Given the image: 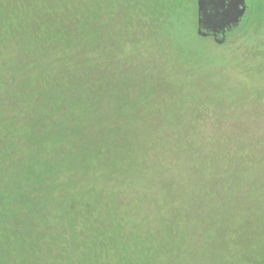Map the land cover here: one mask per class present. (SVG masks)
Segmentation results:
<instances>
[{
  "label": "rangeland",
  "instance_id": "374dc122",
  "mask_svg": "<svg viewBox=\"0 0 264 264\" xmlns=\"http://www.w3.org/2000/svg\"><path fill=\"white\" fill-rule=\"evenodd\" d=\"M92 1L87 13L94 14L92 21L96 30L91 34L97 38L95 42L101 43V29L118 27L125 34L117 44L119 47H101L94 52V47L87 49L80 40H72L76 32L85 40L89 35L83 36V31L76 30L75 21L70 20L72 6L69 3L63 9V21L66 19L63 23L69 37L61 40L69 39L71 44L65 43L68 48L66 45L60 47L62 44L57 43L60 41H53L52 33L47 39L43 36V22L38 25L39 29L26 25L21 19L12 26L14 32L6 36L9 41L2 43L8 58L0 59V116L3 115L0 120L4 119L0 127L5 125L9 115L13 116V128H22L28 134L26 130L32 125L30 115L35 112L33 119L37 120L38 130L34 135L43 141L39 144V154L36 143L31 145L15 137L22 136L21 131L3 138L6 140L4 146L10 145L12 151L16 146L22 150L20 153L17 150L14 159H19L18 154L25 158L24 166L17 160L14 167H8L20 187L25 186L26 190V184H35L38 177L49 175L50 181L42 185L38 195L42 202L48 203L41 214L50 210L52 219H39L38 232L42 236L46 232L51 238L61 234L66 248H73L69 239L75 230L72 231L67 221H61L59 216L74 210L66 218L70 224L90 222V229L84 228L91 234L90 237L87 234L88 238L95 236L96 245L101 243L103 232L111 231L110 221L120 222L129 211L131 219L127 225L131 226L119 231L116 240L121 245L128 244L135 235L141 238L146 234L156 235L164 228L162 221L168 214L165 210L171 205L176 209L184 198L176 197L175 202L171 186L185 187L186 184L194 188L204 184L211 197L216 196L221 187L223 189L218 200L214 197L205 204L219 206L220 202L225 203L224 196L228 194L233 195L234 200H239L241 193L243 200L254 197L243 207L249 216L254 213V221L249 223L253 228L240 224L242 231L232 230L225 220L241 210L232 209L226 202L229 209H222L224 220H213L211 224L208 215L200 219L207 226L202 236L195 227L199 214L194 209L192 216L196 217L193 219L183 220L189 217L184 212L178 217L182 221V237L176 234L175 240L166 245L161 243L160 237L154 236L156 242L151 247L167 250L164 254L160 251L161 257L168 256L167 264H249L245 258L237 263V255L225 257L232 248H222L226 243L216 236L224 230L229 239L236 241L241 237L246 246L238 248L236 253L248 249L252 252L247 256L253 258L252 253L260 249L258 237L262 236L264 227V211H259L263 206L255 198L264 191L261 186L264 176L252 171L251 179L222 181V178L221 183L217 176L219 169L212 165L208 169L209 180H206V176L197 171L203 165L193 163V159L203 160L217 152L227 155L235 139L264 138V0H245L241 22L225 33L221 45L212 37L197 35L196 0ZM9 10L4 7L5 12ZM110 11H116L117 16H107ZM93 65L97 66L96 71L92 70ZM86 66L90 70L81 72ZM90 76L102 79L106 85L94 93L92 89L79 87L89 84ZM15 98L19 101L17 105ZM104 113L112 114L105 119L107 122L101 132L98 125ZM111 116L112 121L107 120ZM125 145L137 149L139 156L143 154L145 167H140L144 169L132 171L133 165H124L127 159L121 168ZM46 153L50 157L44 160H53L52 155L54 162L43 169L41 158ZM3 166L7 168L8 164ZM129 171L136 173L135 179L141 177L136 182L143 185L135 190H131L130 179L127 180L126 172ZM162 178H168L170 183L164 182L159 192L152 189ZM130 196L143 198L134 203V207L142 206L136 212L128 200ZM168 201L170 205L166 204ZM111 205L118 208L117 215L122 216H109L108 206ZM221 206L224 208L223 204ZM204 207L203 213L216 205ZM100 222L106 224L104 229ZM9 224L0 217V248H6V240L8 245L14 244L13 237H6L8 230L5 228ZM76 240L74 238L73 243ZM32 246L30 243L26 248H18L21 254L16 248H9L14 251L8 253L10 256L24 255L31 264H36L37 259L42 260L43 252H35L36 247ZM167 248L176 249L170 253ZM177 248L184 253L180 255ZM92 250L99 252V248ZM110 251L113 253L112 249ZM256 257L260 260L259 253ZM143 258L149 262L148 251Z\"/></svg>",
  "mask_w": 264,
  "mask_h": 264
},
{
  "label": "trees",
  "instance_id": "16d2710c",
  "mask_svg": "<svg viewBox=\"0 0 264 264\" xmlns=\"http://www.w3.org/2000/svg\"><path fill=\"white\" fill-rule=\"evenodd\" d=\"M72 6V9L70 10V20L76 25V30H79V32L83 31V36L84 34L89 35V39L85 40L84 38L81 39L78 36V33L76 32L75 35L72 36L73 39H78L80 40L79 43L82 44L83 47H86L87 49L89 46L93 48L92 50L100 49L101 47L105 49H112L119 47L117 44L120 43V40L123 39L124 35L122 33V29L118 28L117 29H112V28H104L101 29V43L98 44L95 42L97 39L94 37L91 33H94L96 30V27H94L92 19H94V14L90 13L88 14L87 11H90V6L93 4V1L91 0L90 2L86 0H0V59H6L8 58V54L5 52V45H2V43L9 41L6 36L13 33L14 31L12 27L17 20L21 19L22 22H25L26 25H35V27L39 28L38 25H40L43 22V36L47 39L49 38V35L52 33V40L53 41H60L57 43L62 44L60 47L65 46L67 42H69V39H64V36L69 37V31L66 29V26L63 22V9L67 8L65 7L66 4ZM91 3V4H90ZM53 4L54 7H53ZM77 6V7H74ZM4 7H9L10 10L5 12ZM6 13V14H5ZM107 16H117L116 11H110L107 12ZM16 17V18H15ZM85 17L87 19H85ZM96 17V16H95ZM15 19V20H14ZM90 21V22H89ZM16 25V24H15ZM41 29V28H39ZM110 30V32H109ZM67 37V38H68ZM202 38V37H201ZM71 44V42L67 43ZM116 44V45H115ZM68 48V46L66 45ZM56 54L58 53L57 51H54ZM72 60V59H71ZM87 66L84 67L81 72H88L87 71ZM97 66L93 65L92 70L96 71ZM90 70V68H88ZM90 83L85 85H79V87H84L86 90H91L92 93H94L97 90H100L101 87L106 85L102 79H95V77H89ZM103 83H101V82ZM100 85L98 86V84ZM78 87L77 85H75ZM98 87V88H97ZM109 87V86H108ZM19 90V89H18ZM23 90V89H21ZM17 93V91H15ZM30 96V95H28ZM101 99L98 97V100ZM87 101V100H86ZM120 101H122V97L120 98ZM16 105L18 102L15 101ZM3 114V113H1ZM35 112L33 113V115ZM104 113L102 116L101 123L98 125V131H101V127L105 125L107 121L105 119L111 115L112 113ZM33 115L31 114L30 119L32 121V125L28 128L27 133L22 131V128L17 129L13 128L15 126L12 122L13 116H7V121H5V125H2L0 127V167L4 168V172L1 171L0 169V217H2L4 220H7L8 224L11 222L5 229L8 230L6 231V234L8 238L13 237L14 239V244L8 245L7 243L9 242L6 240V248H0L2 250L0 252V264H31L30 260L26 258L24 255L21 256H10L8 253L9 251H14L10 250L9 248H16V252H19V254L22 253V251H18V248L24 247L26 248L27 245L30 243L36 247L35 252L40 254V251L42 250L43 254L41 253L42 260H38L36 264H167L166 261L168 259V256H162L160 251L163 253L165 250L164 248H152L151 245H153L156 240L154 239V236L157 238L160 237L162 240V244H170V241L175 240V235L178 234L179 236H183V233L181 232V219L178 218L180 217V213L184 212L186 213L189 217L183 219V220H189L193 219L192 216L195 215V211L198 212V220H195V227L197 231H200V235L204 233L205 229L207 226H204V224L201 223L200 219H203L204 216L208 215L210 218V223L212 224L214 221L213 220H224V216H222L223 210L222 209H229V206L227 203H230V206L232 209H239L241 212L237 215L236 212L230 216V218H226L225 223L229 225L232 230H238V232L242 231V227L240 224H242L245 228H247L250 224V222L254 221V213L252 215H248L243 209V207H247L245 203L248 201L251 202V200L254 198H250V200H243V195H239V200H234L233 195L228 194L227 196H224V201L225 203L220 202V205L218 206L217 204H205L204 202L209 199H215L214 197L217 198V196L220 195L221 190L223 191L222 187L221 189L215 193H217L216 196L211 197L210 192L207 190L205 191V185L204 184H198L199 186L192 188V185H186L185 187H179V186H171V193L174 197V201H177V198L184 197L180 202L177 204V208L173 207L172 205L170 208L166 209L165 212H168V214H165V219L162 221L163 229H160L158 231L159 234L156 235H151L148 234L144 235L143 238H141L139 235H135L131 237L129 240V243H124V245H121L122 243H117V239L119 238L118 235H120L119 231H124L127 226V221L130 218V213H126V215L122 216V214L117 215L119 211L118 208H115L114 205L108 206V211L110 212L109 216H122L120 219V222L114 223L110 221V229L111 231H106L103 232L104 234L101 236L99 239L101 241L100 244L95 245L96 238L95 236H92L91 238L87 237V234H89L88 230L90 229L91 225L90 222L87 224L86 221L84 220V224L80 223L79 221L76 223H71L67 216L73 213V211H67L66 214H62L59 216V219L63 222H66L69 226L72 227V231L75 230L74 236L71 235L69 239L70 244L72 245L73 248H66L65 243L63 240H61V237L63 235L61 234H56L54 237L51 238L48 237V234L45 232L43 233V236L40 235L38 232V223L39 219L41 220H46L47 218L52 219V214L50 215V210H47V213L41 214L43 208H48V203L42 202L39 198L40 196L38 193L40 192V189L42 188V185L46 183V181L49 180V175H42V177H38L37 180L35 181V184H26L27 189L24 190L23 188L25 187H20L18 181L13 180V178L17 179L15 174L10 173L8 167L10 166H15V162L18 160L20 161V165L22 163H25V158L23 156L18 154L19 159H14V157L17 155V150H19V153L22 151L19 149L18 146H16L13 151L12 147L10 145L4 146L6 143V140L3 139L5 136H8V134L13 135V132H20L22 133L21 135H15L17 136L18 139H24L27 143L31 145H36V151L37 153L40 154L41 147L39 144L42 142L40 139H36V136L34 135L35 131L38 130L37 127V120L33 119ZM3 116V115H1ZM0 116V118H1ZM107 120L112 121V116L109 117ZM4 119L0 120V124H2ZM26 126V125H25ZM10 127V128H9ZM7 131L5 134L4 129ZM103 128V127H102ZM109 127H106V130ZM40 130V129H39ZM104 130V128L102 129ZM103 133V136L105 135V132ZM102 132V131H101ZM25 134V135H24ZM24 135V136H23ZM44 138V137H43ZM10 141V139H9ZM33 147V146H32ZM21 150V151H20ZM12 153H8V152ZM123 151L126 153V155L123 157L122 162H121V168L123 167V162L125 159H127V163L124 164L125 166L127 165H133L134 168H132V171H138L141 168L145 167V162L142 160L143 159V154L138 155L139 151L137 149H133L132 146H124ZM135 154H137L135 156ZM145 154L148 155V150L145 151ZM225 155L223 152H217L213 157H207L206 159L200 160V159H193V163H200L203 165L202 167L197 170L200 174H204L206 176L204 179L209 180V174L210 171L208 170L211 168L212 165H215L218 167V174L217 176H220L219 180L222 179H227V181H233L235 180H244L245 178H252L250 174L252 171L254 173H259L262 176H264V138L262 139H235L233 140V144L230 145L228 151H226ZM13 156V157H12ZM12 157V158H11ZM45 157H50L49 153H46L42 160V163L45 165V167H42L43 169L46 168V166H49L50 162H54V157L51 155L53 160L46 159L44 160ZM157 156H153L155 159ZM212 160V162L210 161ZM61 162V160L59 161ZM3 165H7V168L4 167ZM36 163V162H35ZM34 163V164H35ZM33 164V167H34ZM30 166L29 164H27ZM195 165V164H194ZM31 167V166H30ZM41 167V166H40ZM206 168V169H203ZM243 169H245L243 171ZM49 171V167L48 170ZM131 172H126L127 175V180L131 183V190L136 189L138 185H143L136 180H139L141 177L138 179H135V174H130ZM131 175V176H130ZM45 177V178H44ZM259 178V177H258ZM261 179V178H259ZM159 183H154V186L152 189H156V191L159 192V188L164 182L170 183V180L167 178H162L159 179ZM220 180V182L222 183ZM239 184V183H237ZM255 184V183H253ZM31 185V186H30ZM33 185V186H32ZM174 185V184H173ZM194 185V184H193ZM203 185V186H201ZM264 186V182H262V185ZM168 187V185H167ZM220 188V187H216ZM42 190V189H41ZM249 190V189H248ZM38 191V192H37ZM133 192V191H132ZM41 193V192H40ZM142 195V194H139ZM158 195V194H155ZM215 195V194H214ZM37 197V199H36ZM177 197V198H176ZM259 201L260 204H262L263 208L259 211H264V191L259 192L256 197ZM228 199V200H227ZM129 202L132 204L134 211L138 210L142 206L139 204L138 206L134 207V203H138L140 201H143V198L138 197L134 198L130 196L128 198ZM218 200V198H217ZM41 201V202H40ZM41 204V205H40ZM147 204L152 207V204L150 201H147ZM167 205H170V201L166 202ZM182 204L184 206H182ZM224 205V208L221 205ZM250 204V203H249ZM189 205H192L193 207L190 209ZM207 206L208 208H211L216 205V208H214L211 211L206 210L205 213H203V208ZM226 206V207H225ZM185 207V209H184ZM123 208H121L122 210ZM130 209V207H129ZM200 210V212H199ZM117 211V212H116ZM257 213V212H256ZM197 215V214H196ZM113 219V218H111ZM179 219V221H178ZM125 220V223L123 222ZM133 220V219H132ZM200 222V224H199ZM199 224V225H198ZM16 227H13V226ZM188 225V224H187ZM198 225V226H197ZM88 229V230H86ZM100 227L104 229L106 227V224L104 222H100ZM183 227V226H182ZM253 228V225L249 226V228ZM13 228V229H12ZM263 232H261L262 236H259V244L258 247L260 248L257 252H253L252 256L253 258L248 257V253H251L252 251L248 249H242L241 251L237 252L238 248H242L241 246H246L245 245V240L243 239L244 243H242V238H237L236 241L233 239H229L227 237L226 231L220 230L218 232V236H216L217 239H220V241H224L226 244L225 246H222V248H232L228 252L225 253V257L229 256H234L237 255V263H240V259H244L249 262V264H264V227ZM138 229V228H137ZM182 229V228H181ZM49 230V229H48ZM47 230V231H48ZM65 231L64 229H62ZM144 231V230H143ZM247 233V231H244ZM242 232V233H244ZM39 233V234H38ZM241 233V234H242ZM5 234V235H6ZM53 234V233H52ZM100 234V233H99ZM220 234V235H219ZM4 235V234H2ZM29 235V236H26ZM85 235V236H84ZM26 236V237H25ZM32 236V239H31ZM17 237V238H16ZM74 238H77L74 243ZM17 239V240H16ZM67 239V238H66ZM94 239V240H93ZM133 239V240H132ZM40 240V241H39ZM16 241V243H15ZM158 242V241H157ZM19 244L21 246H19ZM79 244H82L80 246ZM223 244V243H222ZM13 246V247H12ZM32 246V247H34ZM60 247V248H59ZM92 248H99V252H94ZM113 250V253L110 251V249ZM170 253L173 252L176 248H167ZM179 254H183L184 251L180 248H177ZM146 251H148L149 254V262H146L143 256L145 255ZM167 251V250H165ZM181 252V253H180ZM259 253L260 260L257 259L256 255ZM40 256V257H41ZM66 258V259H65ZM12 259V260H11ZM65 259V260H64ZM180 259V258H179ZM225 259V258H224ZM223 259V261H224ZM33 264V262H32ZM172 264V262L170 263Z\"/></svg>",
  "mask_w": 264,
  "mask_h": 264
},
{
  "label": "water",
  "instance_id": "95a60500",
  "mask_svg": "<svg viewBox=\"0 0 264 264\" xmlns=\"http://www.w3.org/2000/svg\"><path fill=\"white\" fill-rule=\"evenodd\" d=\"M222 1L196 0L197 35L212 37L217 45L223 43L225 33L239 25L245 12L244 0H236L227 10H221Z\"/></svg>",
  "mask_w": 264,
  "mask_h": 264
},
{
  "label": "flooded vegetation",
  "instance_id": "af4514ba",
  "mask_svg": "<svg viewBox=\"0 0 264 264\" xmlns=\"http://www.w3.org/2000/svg\"><path fill=\"white\" fill-rule=\"evenodd\" d=\"M217 1V0H216ZM236 2V0H223L222 3V7L221 10H227L229 7H231L234 3ZM245 3V0H244ZM232 4V5H231Z\"/></svg>",
  "mask_w": 264,
  "mask_h": 264
}]
</instances>
